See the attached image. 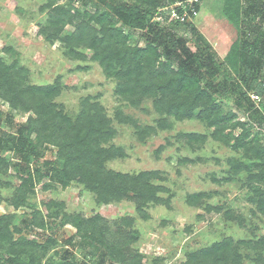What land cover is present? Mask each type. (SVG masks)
Here are the masks:
<instances>
[{
	"label": "rangeland",
	"instance_id": "obj_1",
	"mask_svg": "<svg viewBox=\"0 0 264 264\" xmlns=\"http://www.w3.org/2000/svg\"><path fill=\"white\" fill-rule=\"evenodd\" d=\"M133 1L109 0L108 4L125 3L133 7ZM245 1L239 0L241 8L245 7ZM226 3V0H201L199 14L191 22L221 61L229 55L238 37L233 20L227 16ZM133 12L186 38L187 47L194 49L185 26L174 30V23L161 13L154 11L148 15L143 9ZM93 17H96L93 7H82L75 0H0V59L21 68L31 85L49 86L57 81L59 94L51 103L56 113L71 122L81 114L84 103L100 109L115 130L102 147H113L121 155L102 161V167L127 175L157 172L151 183L164 188L158 193L163 202L147 204L143 208L146 218H141L131 201L98 202L81 176L75 174L67 188L43 181L30 189L23 184V175L13 171L11 154L3 153L0 217H4L1 222L6 223L7 236L0 239V255H10L5 244L16 247L31 240L36 248L32 253L22 251L18 264L84 263L78 251L66 244L69 238L75 240L80 236L75 216L85 220L98 217L99 223L106 227V235L120 239L118 245L123 256L119 259L124 263L116 264H188L190 254L224 238L237 243L264 237V126L257 121L259 117L252 120L250 110L218 99L215 105L223 121L214 129L209 126L213 119L210 111L203 115L201 107L192 110V119L179 120L165 112V105L156 108L149 96L136 97L129 91L121 94L120 86L126 87L123 81L107 74L101 61L118 68L114 57L108 56L109 51H117L121 46L129 49L145 46L139 32L132 31L127 36L117 30L109 17L100 18L99 22ZM76 22L87 28L89 35L85 37L90 38L91 29L102 44L100 59L93 58L91 38L87 39V46L72 38ZM262 25L264 28V22ZM75 51L79 53L77 58ZM260 80L264 81V69ZM158 95L163 96L165 104L172 98L169 91ZM253 101L256 115L260 112L264 115V97L260 102ZM29 117L36 118L32 111L13 110L0 99V134L10 131L2 125L7 119L16 124ZM214 132L219 134L218 138L212 136ZM189 134L199 137L195 143L186 141ZM43 146L45 158L54 159L57 147L46 140ZM251 176L255 179L250 180ZM188 196L197 199L190 204ZM46 204L52 217L43 216L41 228L29 233L18 229L21 221L37 219V212L43 214ZM206 207L213 210L208 212ZM50 239H55V244L49 243ZM240 252L251 253L248 247ZM257 252L264 259V250ZM252 257L249 260L245 257L244 264H254Z\"/></svg>",
	"mask_w": 264,
	"mask_h": 264
},
{
	"label": "trees",
	"instance_id": "obj_2",
	"mask_svg": "<svg viewBox=\"0 0 264 264\" xmlns=\"http://www.w3.org/2000/svg\"><path fill=\"white\" fill-rule=\"evenodd\" d=\"M75 1L82 7H93L96 13L93 19L97 22L100 18L109 17L116 24L117 30L125 35L130 36L132 31L139 32L145 46L143 49L121 46L117 51L107 52L108 56L114 57L118 68L101 61L107 74L123 81L126 87L120 86L121 94L129 91L136 97L149 96L154 99L156 108L165 105V112L179 120L192 119V110L201 107L204 110L203 115L204 112L210 111L213 119L209 126L214 129L223 121L215 105V101L221 99L239 109L250 110V118L255 120L259 117L257 121L264 126V115L262 112L256 115L254 101L250 98V94H254L259 97L260 102L261 97H264V81L260 80L264 69V0H246L244 8H241L239 0H226V13L238 30V37L224 61L220 60L212 46L192 23L174 24V30H178L180 26L186 27L193 40L194 49L191 50L187 47L186 38L148 21L146 16L139 12H133L134 9H143L148 15L154 11L158 13L169 0H134L133 7L125 3L109 5V0ZM74 27L72 38L87 46V28L78 22ZM45 38L50 40L49 36ZM90 38L89 46L92 43L94 48L93 58L100 59L102 44L94 38L91 29ZM75 54L76 58L79 57L77 51ZM16 66L8 65L0 59V99L8 102L13 110L32 111L36 118L29 117L24 123L16 124H13L10 118L3 122L2 125L10 131L0 134V154H11V167L15 173L23 175L25 187L34 189L43 181H47L67 188L75 174L81 176L85 187L95 195L98 202L131 201L141 218H146L143 208L147 204H162L158 193L163 192L164 188L151 183L157 172L146 171L127 175L102 167V161L121 155L116 154L119 151L113 147H102V144H106L114 136L115 130L100 109L84 103L81 114L71 122L56 113L51 103L59 94L57 81L49 86L31 85L23 70ZM189 89H193L194 93H188ZM167 91L172 98L165 104L163 96L158 94ZM262 109L264 111V105ZM196 136L189 134L186 141L195 143L199 138ZM212 136L218 138L219 134L214 132ZM45 140L47 144L58 149L56 157L52 160L45 158ZM249 179L255 178L251 176ZM196 199L197 196H188L187 201L191 204L192 200ZM205 210L209 212L213 209L206 207ZM43 211V214L35 213L37 219L21 221L18 229L29 233L34 231V228H41L43 216L49 219L52 217L47 204L43 205ZM74 218L75 222H78L80 236L76 241L69 238L66 244L75 248L81 255L84 263L79 264L124 263L119 259L123 256V250L118 245L120 239L109 238L106 235V227L99 223L98 217L93 220L78 216ZM1 220H4V217H0V239L3 240L7 231L4 227L6 223ZM48 227L52 228L50 223ZM49 243L55 244V239H50ZM5 246L10 255H0V264H18L22 251L32 253L33 248H36L31 240L22 241L16 247L10 243ZM241 247H248L250 255H242ZM258 250H264V237L256 241L237 243L228 237L190 254L188 264H244L243 259L246 257L249 260L252 255L254 264H264L262 253H258ZM73 258L76 260L75 255ZM122 260H125V257Z\"/></svg>",
	"mask_w": 264,
	"mask_h": 264
},
{
	"label": "built area",
	"instance_id": "obj_3",
	"mask_svg": "<svg viewBox=\"0 0 264 264\" xmlns=\"http://www.w3.org/2000/svg\"><path fill=\"white\" fill-rule=\"evenodd\" d=\"M200 3L201 0H169L158 13L174 24L191 23L199 14ZM250 98L259 101V97L254 94H250Z\"/></svg>",
	"mask_w": 264,
	"mask_h": 264
}]
</instances>
